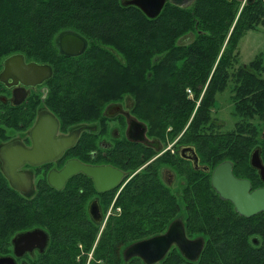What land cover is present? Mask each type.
<instances>
[{"label": "flooded vegetation", "instance_id": "1", "mask_svg": "<svg viewBox=\"0 0 264 264\" xmlns=\"http://www.w3.org/2000/svg\"><path fill=\"white\" fill-rule=\"evenodd\" d=\"M226 1L239 3L240 10L253 2ZM259 1L264 8V0ZM67 31L86 42L80 54H61L56 46V38ZM192 39L187 34L179 42L186 45ZM240 41L237 60L225 65L233 70L231 82L255 59L241 60ZM101 43L97 37L63 30L54 35L52 52L39 61L17 52L13 55H22L24 61L17 59L9 70H4V60L0 62V260L119 264L129 245L163 234L175 221L183 224L187 239H203L202 252L206 239L219 243L229 236L241 238L239 229L245 231L246 223L264 217V212L249 218L239 214L235 204L214 189L212 175L219 165L229 163L235 179L249 183L248 194L263 189L251 155L255 151L264 166V127L258 140L243 135L246 140L238 143L209 141L218 126L199 127L210 134L199 136L197 129L178 132L172 126L149 124L134 112L141 91L134 96L131 79L91 80L88 72L101 52L112 59L108 63L113 69L127 73L128 65ZM81 47L71 44L69 51ZM30 62L49 66L50 78L39 82L46 74L32 71ZM155 83L143 84L152 88ZM69 137L72 143L59 151L58 142ZM197 211L209 216L208 238L186 232ZM10 215L13 219L6 220ZM140 226L162 232L134 240L133 231ZM247 243L260 246L254 236ZM173 250L179 253L174 245L168 253ZM133 259L138 258L128 262Z\"/></svg>", "mask_w": 264, "mask_h": 264}, {"label": "trees", "instance_id": "2", "mask_svg": "<svg viewBox=\"0 0 264 264\" xmlns=\"http://www.w3.org/2000/svg\"><path fill=\"white\" fill-rule=\"evenodd\" d=\"M252 1L241 10L239 3L231 4L226 0H195L186 8L166 3L156 18L149 19L138 8L123 7L114 0H0V60L17 52L25 54L30 60H40V56L50 51L52 36L63 30H74L97 37L102 43L111 44L112 50L117 54L120 52L128 66L133 63V68L139 69L137 73L139 72V77L146 79L145 82H162L160 87L163 91L147 102H143L142 96L138 95L133 108L139 118L153 126H172L178 132L197 129L199 136L206 135L204 130L198 128L215 126L213 110L216 96L229 89L233 114L239 120L232 131L214 135L211 140L239 143L256 134L257 127L252 120H264V56L257 54L246 66L245 74L237 75L232 82L233 70L225 66L237 60V44L245 33L256 30L264 21L262 2ZM55 13L64 16L57 18ZM89 13L99 16L115 13L137 25L132 30V48L126 50V38L122 41L117 40L114 34H102L87 17H79L92 16ZM187 34H191L193 39L182 45L179 39ZM36 37L39 41L46 40H43L45 47L32 43ZM106 60L112 62L111 59ZM186 89L193 92L192 98L188 97ZM243 135L246 137H242ZM146 204L141 203L142 206ZM201 207L206 209L205 202ZM155 209H158L157 204ZM194 217L195 221L189 220L186 232L208 238L209 227L212 226L208 214L197 211ZM149 228L151 227H137L133 232L134 240L159 233L151 234L153 230ZM245 231L248 232L249 229L246 227ZM245 231L239 229L238 232L246 240L250 233ZM241 238H231V243L239 242L241 247H250L253 255L264 253L261 245L259 252ZM210 242L199 258L208 255L209 248L219 247L218 253L223 255L222 244ZM241 257L242 255L231 259V262L252 264ZM181 259L180 254L173 250L157 264H181ZM119 264L123 262L119 261ZM126 264L143 263L140 259H133ZM203 264L209 263L203 261Z\"/></svg>", "mask_w": 264, "mask_h": 264}, {"label": "rangeland", "instance_id": "3", "mask_svg": "<svg viewBox=\"0 0 264 264\" xmlns=\"http://www.w3.org/2000/svg\"><path fill=\"white\" fill-rule=\"evenodd\" d=\"M114 1L116 4H121L122 0H114ZM55 14H56L57 18L64 16V15H61L59 13H55ZM89 14L92 15L93 13H89ZM79 17H85V18L87 17V19L89 21L93 22V23H91V22L90 23L95 24L99 28L100 32H102V34L103 33L114 34L116 36L117 40L121 39L122 41L124 40V38H126V42H127L126 50L128 48H130V49L132 48V30L135 26H137V25L132 24V21H128L127 19L124 20L123 18H121L122 17L121 15L117 16L115 13L105 14L104 16L103 15L99 16L98 14H94L92 16H81V15H79ZM101 19H107V20L101 21ZM109 20L110 21L113 20V21L110 22ZM118 26H120V27L117 28ZM263 28H264V25H263V27L257 28L254 31H249V32L245 33V35L242 37V39L240 41V45H239V55H240V58L243 62L248 63L257 54L264 55V29ZM32 33L35 34L33 31H32ZM53 37L54 36H52V40H53ZM43 40L44 39L39 41L36 37L35 39L33 38L32 43H39L42 47H45V46H43V44H44V41H46V40H44V41ZM101 45H103V48H105V49H113V48H111L112 47L111 44L101 43ZM51 52L52 51L48 50V51H46L45 54H50ZM6 57L1 59L0 62L3 61ZM116 57H117V60L119 59L118 62L121 61L122 63H124V62L126 63V61L123 60L124 58H122L120 52H118V55H116ZM106 59H111V58H108V57H106L105 54H102L99 57V59H97L95 61L96 62L95 67H93L88 72V73L92 74L91 80H94L93 82H99L101 79H104V78L105 79H112V80H114V79L115 80H123L125 82L132 80L131 82L133 83L132 88L134 90V96L139 89L141 91L139 93L142 96L141 100L143 102H147L149 99H151L152 96H155L156 94H159V92L163 91V88L159 87L162 83L160 81H157L154 84V87H152V88H149L148 86L143 84V83H146L144 81L145 78L139 77V72L137 73V71L139 69L135 70L133 68V66H134L133 63H132L133 66L131 64V66L127 67V69H126L127 73L125 74L124 72L120 73L121 71L113 69ZM35 61H39V60H35ZM263 77H264V75H263ZM126 84H128V83H126ZM140 94H138V95H140ZM192 96H193V92H192ZM192 96L190 98H192ZM230 96H231V92L229 91V89H227L223 93L218 94L216 96V102H215V106H214V110H213V112H214L213 118H214V125H215L214 127L218 126V128L213 129V131L210 132L212 138L214 135H223V134H226V133L232 131L234 128V124L239 120V118H237L233 114V105H232V102L230 101ZM198 103L199 102H197V106H198ZM251 122L254 125H256V127H257L256 132H255L256 134L254 135V140L256 138L258 140L260 137L261 129L264 127V121H259L257 119H254ZM209 126H213V125H209ZM203 133H205L206 135H210L208 131H203ZM212 138H208V140L212 141L211 140ZM249 141H252V139H250ZM8 218L9 219H6V220H12L13 215H10ZM149 226H150V224H149ZM246 227L249 229V231L248 232L245 231V232L250 233L248 239L246 238L247 242L252 236L257 237L260 240V245L262 246V248H264V217H261L260 219L254 220L252 222H247ZM149 230H153V232L151 234H153L154 232H159V233L161 232V229H158L157 227L149 228ZM231 233H232V231H231ZM237 233L233 232L232 236L237 235ZM154 234H157V233H154ZM238 234H240V233H238ZM192 237L195 238L194 235ZM133 238H134V235H133ZM218 241H219V245L222 244V248L224 251L223 255H219V253H218L219 247H218V249L209 248L210 253L208 255H206V256L203 255L201 258H198L192 264H203V261H205L209 264H211V263L233 264L231 262V259H236V257H239L240 255H242L241 259H244L246 262H251L252 264L253 263H259V261L262 263L264 262V255H263L264 253L253 255L251 253L252 250L250 247H248V248L241 247L239 245V243L238 244L231 243V236H229L228 238L226 237L224 239H219ZM248 244H250V243H248ZM206 245H208V239H206L204 249H205ZM261 246L259 248H256L259 252H261L260 251ZM208 247H209V245H208ZM204 249H203V251H204ZM217 257H219V258H217ZM181 258H182V256H181ZM252 258H255V259H252ZM122 262H123V264H126V262H124V259ZM181 264H189V263L186 262L182 258Z\"/></svg>", "mask_w": 264, "mask_h": 264}, {"label": "water", "instance_id": "4", "mask_svg": "<svg viewBox=\"0 0 264 264\" xmlns=\"http://www.w3.org/2000/svg\"><path fill=\"white\" fill-rule=\"evenodd\" d=\"M194 1L195 0H122L121 5L123 7H136L147 18L154 19L161 13L166 3H170L178 8H186ZM69 41L72 42L69 43ZM71 44L82 47L79 52L69 51V46ZM56 46L61 54L72 56L83 52L86 42L74 32L67 31L61 33L56 38ZM17 59L24 61V57L22 55H11L4 59V70L12 68ZM27 67L41 76L46 74L39 82H42L51 76V68L47 65H39L37 63L30 62ZM72 139L73 137L61 139L58 142V150L61 151L65 147L69 146V144L72 143ZM251 166L260 171L264 180V166L261 164V161L255 151L251 155ZM212 186L219 193L222 199L231 200L235 204L239 214L249 218L255 214L264 212V188L255 190L251 194H248L250 188L249 183L247 181L235 179L231 172V165L229 163H223L214 170L212 175ZM21 241H25V238H22ZM14 242L15 239L13 243ZM173 245L178 249L179 253L185 260L195 262L202 252L203 239H187L183 224L180 221H175L163 234L139 240L129 245L123 252V259L125 262H128L132 258H138L143 264H157L165 258ZM12 263L13 262L8 259L0 260V264Z\"/></svg>", "mask_w": 264, "mask_h": 264}, {"label": "built area", "instance_id": "5", "mask_svg": "<svg viewBox=\"0 0 264 264\" xmlns=\"http://www.w3.org/2000/svg\"><path fill=\"white\" fill-rule=\"evenodd\" d=\"M186 93H187L188 97L192 96V91L190 89H186Z\"/></svg>", "mask_w": 264, "mask_h": 264}]
</instances>
